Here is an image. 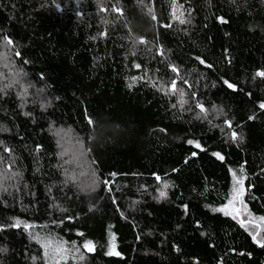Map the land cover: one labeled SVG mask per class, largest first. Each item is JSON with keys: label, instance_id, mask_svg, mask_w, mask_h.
Masks as SVG:
<instances>
[{"label": "trees", "instance_id": "16d2710c", "mask_svg": "<svg viewBox=\"0 0 264 264\" xmlns=\"http://www.w3.org/2000/svg\"><path fill=\"white\" fill-rule=\"evenodd\" d=\"M258 72L264 0H0V264H264Z\"/></svg>", "mask_w": 264, "mask_h": 264}, {"label": "rangeland", "instance_id": "374dc122", "mask_svg": "<svg viewBox=\"0 0 264 264\" xmlns=\"http://www.w3.org/2000/svg\"><path fill=\"white\" fill-rule=\"evenodd\" d=\"M58 136H61V144H62V156H71L70 150L66 148H72L74 149L76 159L78 156L81 158L80 161H82V150L78 146V143L74 140V138H69L67 132L60 131L58 133ZM64 136V137H63ZM60 141V140H59ZM65 148V149H64ZM65 163L68 164V162L65 160ZM242 175L240 173H236L233 180V186H232V192L230 195V198L225 206L222 207V211L228 215H231L241 221L249 222L256 225H262L264 224V218L255 216L254 214L250 213L247 206L243 202V188H242ZM51 251H49L48 255L49 258L57 257V259H61L64 255L68 253L65 249H62L61 247H55L54 244L50 245L48 247Z\"/></svg>", "mask_w": 264, "mask_h": 264}, {"label": "snow or ice", "instance_id": "6c2138e0", "mask_svg": "<svg viewBox=\"0 0 264 264\" xmlns=\"http://www.w3.org/2000/svg\"><path fill=\"white\" fill-rule=\"evenodd\" d=\"M257 75L264 76V72H258ZM229 86L231 87V85H229ZM261 107H264V105H261ZM89 123H92V121L90 120ZM232 135H233V138H236V133H233ZM190 143H191V141H190ZM197 147H199V145H197ZM160 195L161 196H164L165 193L164 192H161ZM86 247H88V249L91 250V242H88V244L86 245ZM109 254H113V252L110 250V253Z\"/></svg>", "mask_w": 264, "mask_h": 264}]
</instances>
